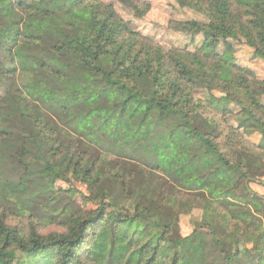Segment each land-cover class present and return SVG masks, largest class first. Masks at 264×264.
<instances>
[{
  "label": "trees",
  "instance_id": "trees-1",
  "mask_svg": "<svg viewBox=\"0 0 264 264\" xmlns=\"http://www.w3.org/2000/svg\"><path fill=\"white\" fill-rule=\"evenodd\" d=\"M4 1L0 264H97L96 238L112 262L142 264L132 219L172 245L160 264H181L180 221L195 210L228 259L240 242L264 250V79L238 58L264 60V0H175L196 15L175 25L194 49L164 47L113 2ZM202 106L226 127L200 124ZM237 130L262 140L247 148ZM72 175L87 206L55 187Z\"/></svg>",
  "mask_w": 264,
  "mask_h": 264
},
{
  "label": "rangeland",
  "instance_id": "rangeland-1",
  "mask_svg": "<svg viewBox=\"0 0 264 264\" xmlns=\"http://www.w3.org/2000/svg\"><path fill=\"white\" fill-rule=\"evenodd\" d=\"M108 3H114L121 14L129 20H132L134 25L143 33L153 36L160 44L166 48L185 47L194 49L197 46L190 42L186 35L175 29L176 22L195 17L194 12L188 9H181L176 4L175 0H140L139 4L141 12H146L143 18H138L135 14L126 9L119 0H104ZM8 4L4 0H0L1 12L5 13L8 10ZM39 4V2H38ZM52 10L65 11L68 5V0H47L41 3ZM149 6V9L147 10ZM240 60L246 61L250 68L256 70L259 78L264 79V60L253 57L251 50L243 47L240 50ZM264 103V96H263ZM197 121L202 124L204 120L220 121L222 127H226L222 122L224 118L216 115L213 110H208L203 106L197 109ZM229 131V127H228ZM239 140L246 143V147L257 146L262 140V135L259 133L246 135L243 130L234 132ZM254 188H258L256 183H253ZM57 190H66L70 192V196L77 203L87 206L82 193L87 194V186L84 185L75 176H71L69 181L59 180L55 185ZM263 187L261 188V190ZM264 190V189H263ZM200 210H195L190 214L182 216L180 225L183 235L187 238L182 244V260L181 264H264V250L260 252H247L244 245L240 242L239 258L228 259L223 256L220 247L217 245L216 239L206 228L199 227L201 224ZM31 221V220H30ZM48 227L41 230H53L54 227L50 224ZM196 227L198 229H196ZM129 229L135 236L141 238L144 242L137 246L135 252L139 254L141 251L146 252V259L142 264H160L166 254L172 251L173 247L169 243H158L160 231L149 221H130ZM196 229V230H195ZM180 236L179 234L177 235ZM186 237V236H185ZM157 248V249H156ZM92 256L97 264H122V262L114 263L110 259V246L102 238H96L92 244Z\"/></svg>",
  "mask_w": 264,
  "mask_h": 264
},
{
  "label": "crops",
  "instance_id": "crops-1",
  "mask_svg": "<svg viewBox=\"0 0 264 264\" xmlns=\"http://www.w3.org/2000/svg\"><path fill=\"white\" fill-rule=\"evenodd\" d=\"M263 189H264V187H263ZM263 189H262L261 193H264V190Z\"/></svg>",
  "mask_w": 264,
  "mask_h": 264
}]
</instances>
